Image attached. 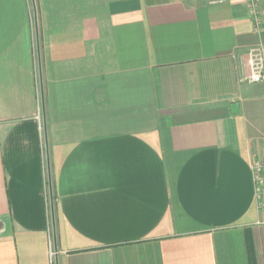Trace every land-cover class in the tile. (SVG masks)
Listing matches in <instances>:
<instances>
[{
	"label": "crops",
	"instance_id": "0c3cea01",
	"mask_svg": "<svg viewBox=\"0 0 264 264\" xmlns=\"http://www.w3.org/2000/svg\"><path fill=\"white\" fill-rule=\"evenodd\" d=\"M248 2L0 0V264H264Z\"/></svg>",
	"mask_w": 264,
	"mask_h": 264
},
{
	"label": "built area",
	"instance_id": "2783aa9c",
	"mask_svg": "<svg viewBox=\"0 0 264 264\" xmlns=\"http://www.w3.org/2000/svg\"><path fill=\"white\" fill-rule=\"evenodd\" d=\"M211 4L223 3L226 0H207ZM260 0H249L248 8L255 15L258 13ZM249 67L250 72L247 76L248 82H264V47L256 45L249 51ZM41 116L39 115V118ZM253 179L255 186V198L260 209L264 210V157L255 159L252 164ZM52 256L55 254L53 243L51 242Z\"/></svg>",
	"mask_w": 264,
	"mask_h": 264
},
{
	"label": "water",
	"instance_id": "95a60500",
	"mask_svg": "<svg viewBox=\"0 0 264 264\" xmlns=\"http://www.w3.org/2000/svg\"><path fill=\"white\" fill-rule=\"evenodd\" d=\"M231 110L233 113H238L239 110H240V105L238 102H233L231 104ZM51 201H52V212L54 214V198H53V195H51Z\"/></svg>",
	"mask_w": 264,
	"mask_h": 264
}]
</instances>
